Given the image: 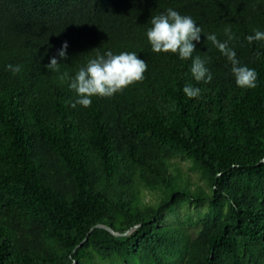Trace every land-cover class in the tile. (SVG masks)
I'll return each instance as SVG.
<instances>
[{
	"label": "trees",
	"instance_id": "16d2710c",
	"mask_svg": "<svg viewBox=\"0 0 264 264\" xmlns=\"http://www.w3.org/2000/svg\"><path fill=\"white\" fill-rule=\"evenodd\" d=\"M169 8L202 29L193 58L210 83L192 77L191 59L152 51L150 19ZM228 26L255 88L238 87L207 41L227 40ZM254 29L264 31V0H0V264H264V41L247 42ZM107 51L144 59L143 80L72 107V79ZM187 84L201 95L188 98ZM201 202L194 235L165 221Z\"/></svg>",
	"mask_w": 264,
	"mask_h": 264
},
{
	"label": "clouds",
	"instance_id": "9594fccd",
	"mask_svg": "<svg viewBox=\"0 0 264 264\" xmlns=\"http://www.w3.org/2000/svg\"><path fill=\"white\" fill-rule=\"evenodd\" d=\"M150 23L151 27L147 30L146 36L153 52H171L178 54L182 60L191 59L192 77L197 82L210 83L212 81L213 77L205 66L206 61L198 55L193 58L196 50L193 41H200L202 29L190 16H183L178 11L169 8L166 13L152 16ZM224 34L228 39L223 42L217 38L216 34L207 35V41H210L230 62L231 72L238 87L255 88L257 72L246 65H241L235 50L229 45V42L236 38L230 26L224 29ZM246 40L249 44L264 41V31L254 29L253 34L248 35ZM67 49L68 43L64 42L58 51V56L62 59L66 58ZM46 67L58 72L57 58L52 57ZM147 68L146 61L138 57L135 52L125 51L114 54L112 51H107L103 55L98 54L78 70L70 83V88L77 94L72 107H76L77 104L85 108L90 107L93 96L112 97L133 83L142 81ZM8 70L18 73L20 66L9 64ZM183 92L188 98H197L201 95V89L191 84L185 85Z\"/></svg>",
	"mask_w": 264,
	"mask_h": 264
},
{
	"label": "rangeland",
	"instance_id": "374dc122",
	"mask_svg": "<svg viewBox=\"0 0 264 264\" xmlns=\"http://www.w3.org/2000/svg\"><path fill=\"white\" fill-rule=\"evenodd\" d=\"M181 161L183 169L185 171L189 170L190 163L188 160L179 159ZM190 171V170H189ZM192 177L194 180H198V174L192 172ZM146 200L155 201L158 199L156 193L147 191L145 194ZM208 202H201L199 204L191 203L187 206L178 208L175 212L168 213L165 217L166 222H183L186 231L191 235L195 234L196 229L199 227L198 221L202 213L208 209Z\"/></svg>",
	"mask_w": 264,
	"mask_h": 264
},
{
	"label": "water",
	"instance_id": "95a60500",
	"mask_svg": "<svg viewBox=\"0 0 264 264\" xmlns=\"http://www.w3.org/2000/svg\"><path fill=\"white\" fill-rule=\"evenodd\" d=\"M96 226L97 227H104V228L108 229L109 231H111L112 233H114L116 235H125V234H128L131 231V230H128L126 232H119V231H116L114 228H112V227H110L108 225H105V224H97Z\"/></svg>",
	"mask_w": 264,
	"mask_h": 264
}]
</instances>
